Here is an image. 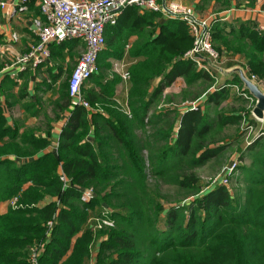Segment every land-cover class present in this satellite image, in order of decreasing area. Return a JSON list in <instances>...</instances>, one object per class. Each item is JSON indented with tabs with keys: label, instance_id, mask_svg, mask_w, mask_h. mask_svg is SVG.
<instances>
[{
	"label": "trees",
	"instance_id": "trees-1",
	"mask_svg": "<svg viewBox=\"0 0 264 264\" xmlns=\"http://www.w3.org/2000/svg\"><path fill=\"white\" fill-rule=\"evenodd\" d=\"M160 15L142 14L131 6L116 25L108 27L112 33L107 49L99 56L101 71L82 87L94 109L71 105L67 81L56 104L60 110H68L70 117L53 151L40 153L50 145L47 137H38L33 129L20 133L9 125L2 96L16 82L8 77L3 81L0 203H14L6 213H0V264H34L31 253L36 246L37 264H264L263 139L258 138L243 151L252 157L250 165L240 166L248 184L243 203L227 186L218 184L193 201L171 207L166 212L165 228L158 226L165 209L152 199L149 174L197 193L203 183L189 170L204 165L225 149L224 145L209 147L215 141V124L218 128L228 123L241 125L245 118L255 125L250 109L238 115L220 114L215 121L208 111L197 108L184 113L174 139L176 119L157 132L158 138L154 134L145 141L139 138L137 129L152 123L150 110L154 102L178 76L189 84L199 78L209 84L215 82L214 75L199 70L184 57L193 45L185 22L168 19L157 23L154 20ZM156 28L159 33L152 37ZM214 28L215 47L222 53H241L249 73L264 80V33L244 26L232 38L224 35L218 24ZM132 34L139 38L126 51ZM67 41L60 47L50 45L52 57L61 55L63 59L59 49ZM125 55L133 60L130 79L110 77V58ZM62 71L60 66L53 77L55 82L61 79ZM158 77L162 80L150 94ZM121 81L129 86L126 103L115 99ZM235 81L243 84L240 76ZM224 91L225 87L217 90L222 98L226 96ZM215 100L220 105V100ZM59 116L57 112L56 118ZM160 141L163 145L156 149ZM145 149L148 159L143 154ZM63 175L67 182L61 178ZM85 188L95 191L90 201L81 198ZM47 196L55 199L41 206ZM145 197L149 200L147 207ZM106 210L114 226L99 228L96 218L104 217Z\"/></svg>",
	"mask_w": 264,
	"mask_h": 264
},
{
	"label": "crops",
	"instance_id": "crops-1",
	"mask_svg": "<svg viewBox=\"0 0 264 264\" xmlns=\"http://www.w3.org/2000/svg\"><path fill=\"white\" fill-rule=\"evenodd\" d=\"M180 1L185 5L192 7L197 14L201 16L206 17L215 15L216 20L214 24H218L223 29L222 33L224 35H229L232 38L234 34H239L243 31L242 27L249 26L256 30L255 26L264 21V0ZM229 9H231L230 12ZM140 13L144 14L152 12L140 11ZM40 16L41 11L37 0H31L28 3L27 9H22L17 2L14 5L9 6L7 9H2L0 7V86L3 84L6 77L16 82L15 85H10V88L5 92V95L2 96L4 113L8 119L9 125L14 129L17 128L20 133H23L27 129H33L38 137H47L50 140V145L44 150H41L40 153L42 154L57 149L62 129L70 117V112L68 110H60L56 104L61 92L57 87L59 80L55 82L53 77L59 72L60 66L63 67V63H60L61 60L65 61L66 57L74 53L76 48L82 44L78 40H68L63 47L59 49V53L62 54L63 59L61 58V55L58 58L52 57L38 66H33L30 63L24 65L18 63V57L27 54L31 47L38 42L33 19ZM168 19L171 18L160 15L156 17L154 21L157 23H164ZM149 29H152V26H149ZM111 33V30L107 27L105 33V49L108 47L107 41L109 40L108 38ZM158 33L159 28H156L152 37L157 36ZM119 36H121L120 33ZM138 38L139 36L137 34H132L128 38L125 50L129 51ZM61 45V43H53L51 47H60ZM223 54L226 55V57H230L231 61L227 62L224 66V71L216 74V76L219 77V79H217L221 82L219 89L217 90L223 89V84L229 85L228 87H225V98H222V94L218 93L217 90L213 88V82L209 84L211 86H207L208 90L203 91L194 99V101H197L200 105L199 108L204 112L208 111L209 106H214L217 107V110L219 111L217 115L243 114L249 101L247 98L238 94L233 85H239L240 87L245 88L243 82V84H241L240 82H236L235 79L239 76L237 69H243L247 60L241 53L233 54L231 51L225 50ZM108 71H111V69ZM109 76L112 77L110 74ZM161 80L162 77H158L153 81L150 88V94H152L155 88L160 84ZM204 81L206 80L199 78L197 81L189 84L183 76H178L170 85L165 87L159 100L154 102L153 107L150 110V115L152 114V123L156 125V121L174 116V119L178 121V123L175 122L172 134L174 139L181 118L189 108L186 106H175L162 110L159 109V106L174 104L185 105L192 101L188 91L191 86L200 84ZM128 95L129 86L121 81L116 86L115 99L119 103H126L128 101ZM215 99L220 100V105L216 104ZM57 112L60 114L59 118H56ZM251 117L255 120V123L258 122L261 125L264 124V120L257 119L253 113L250 118ZM232 126L237 127L235 131L237 134L239 132L238 124L228 123L225 125L227 128ZM262 128L264 127L262 126ZM139 131L140 129L138 128L137 132ZM90 139L92 140L93 136H91ZM237 150L242 152L245 148H237ZM11 157L16 158L14 156ZM248 165H250V163H248ZM230 191L232 193L231 189ZM54 199L55 197L47 196L40 202V205L44 206ZM12 203L11 200L1 202L0 213H6Z\"/></svg>",
	"mask_w": 264,
	"mask_h": 264
},
{
	"label": "built area",
	"instance_id": "built-area-1",
	"mask_svg": "<svg viewBox=\"0 0 264 264\" xmlns=\"http://www.w3.org/2000/svg\"><path fill=\"white\" fill-rule=\"evenodd\" d=\"M30 1L0 0V7L7 9L17 2L22 9H27ZM37 2L41 16L34 18L33 22L38 42L31 47L27 54L18 57V63L22 65L30 63L33 66H38L51 58L50 45L52 43L60 44L67 40H78L84 46V51L68 80L72 106L94 109L85 98L82 87L86 81L100 71L99 56L106 46L105 33L107 27L116 25L120 15L131 6H136L140 11L160 13L167 18L184 21L193 39L192 48L185 53L184 57L192 60L198 69L214 75L215 78V71L222 72L224 69L222 63L226 59V55L214 45L215 15L201 16L192 7L185 5L180 0H37ZM230 11L231 9H229ZM256 29L264 33V21L258 23ZM132 63L133 61L125 55L112 63L111 71L114 75L120 76L123 81L129 80L131 77L129 67ZM243 69L251 80L264 89V80L255 74H250L245 66ZM226 86L229 85H222V87ZM233 86L238 94L248 99V108L252 111L257 99L246 88L239 85ZM199 106H193V108L197 109ZM125 112L131 115L128 109ZM244 121H246L245 118ZM246 126L249 128L248 138L254 130V125L248 122ZM258 138L264 140L262 127L246 145L252 144ZM241 164L242 160L239 157L233 158L217 178L218 183L229 188L231 179ZM61 178L67 182L64 175ZM94 196L93 188H85L81 198L83 201H90ZM103 214L104 217L96 218L97 227L114 226V222L107 216L108 211L106 210ZM49 226H52V221L49 222ZM38 253L39 247L36 246L31 253V261L34 264L38 263Z\"/></svg>",
	"mask_w": 264,
	"mask_h": 264
},
{
	"label": "rangeland",
	"instance_id": "rangeland-1",
	"mask_svg": "<svg viewBox=\"0 0 264 264\" xmlns=\"http://www.w3.org/2000/svg\"><path fill=\"white\" fill-rule=\"evenodd\" d=\"M83 51H84V46L80 45L78 48H76V51L74 53H72L68 56L66 55L67 57H66L65 61L61 60L60 63H63L62 77L57 83V87H58V89H60V92L64 89L63 86L69 80L70 74L72 73L74 67L76 66L77 61H78V59L81 56ZM51 58H52V51H51ZM119 59H121V58H115V59L110 58L111 67H112V63L116 60H119ZM230 61H231L230 57H226V59H224V62L222 63V66H225L226 63L230 62ZM107 72L110 75L114 76V73L112 71H107ZM215 73L219 74L220 72L215 71ZM217 78L219 79V77L216 76L215 82L213 83L214 85L212 84V86L215 90L219 89V86L221 83L220 80H218ZM207 85L209 86V83L204 81V82H201L200 84H196V85L191 86V88L188 91L190 93L189 96L191 97L192 101L186 103L185 105L179 104V103H177L179 105H175V104L174 105H168V106L160 105L159 109L163 110L165 108H172L175 106H180V107L186 106L187 108H189L188 110L195 109V108H193V106H198L199 104L197 103V101H194V99H195L194 97L196 95L202 93ZM206 90H208V89H206ZM186 96H188V95H186ZM246 109H249L248 106L246 107ZM217 111H218L217 107H214V106L210 107L209 106L208 112L210 113V117H211L210 119L211 120L216 121L218 119L219 115H217V114L219 113V111L218 112ZM129 116H131V115H129ZM172 119H174V116L165 118L160 122L156 121L155 122L156 125H154L153 123L150 122V124H147V126H145V128H139L140 131L137 132V135L143 141L146 140L145 138L149 134H154L158 138L157 132L159 130L166 128L171 122H173L174 120H172ZM247 123L248 122L243 120L241 125H238V128H239L238 131L239 132L237 134L235 133V131L237 129V127H235V126H232L230 128L229 127L227 128L225 126L218 128L215 124V126L213 128V133H212V135L214 137L213 140L215 139V141H212L211 144L209 145V147L215 148L217 146L224 145L225 149L223 150L222 153L209 158L208 161L204 165L189 170V172L196 173V175L201 179V183H203V187H202L201 191H199L197 193H196V191H194V193H193L192 189L183 188L177 184L167 182L166 179H164V178L156 177V176L149 174L148 183L151 187L150 193H153L152 196H154L152 199H155V200L161 202L164 205V209H165V211L162 214L163 216L161 217L162 221L160 220L161 222H159V224H158L160 229L165 228L166 212L171 207L176 206L181 202L187 203V202L193 201L194 198H197V197L207 193L208 191L213 189V187L217 186L219 184L217 178L223 173V170L228 166V164L231 162V160L233 158L239 157L242 160V164H241L242 167L245 165H248V163H250V164L252 163V157L248 153L243 154L244 153L243 151H246L247 147L249 146V145H246V143L248 141H250L252 139V137L255 136V134L261 129L262 126L264 127V124L261 125L258 122L255 123V125L253 126L254 130L252 131L251 135H249L247 138V135L249 133V128H248V126H246ZM208 140L210 141L211 138H208ZM162 145H163V142H161V141L158 142V144L156 145V149L158 147H161ZM237 148H245V150H243L242 152H239L237 150ZM143 154L148 159V150L147 149H145L143 151ZM245 177H246L245 172H244L243 168L240 167L238 169L237 173L234 175V177H232V179H231L232 181H231V184L229 186V188L232 190L233 196L238 200L240 199L242 201V203L246 200V195H247L248 184L246 183ZM148 201L149 200L145 197V199H144V206L145 207L148 206V204H149Z\"/></svg>",
	"mask_w": 264,
	"mask_h": 264
},
{
	"label": "water",
	"instance_id": "water-1",
	"mask_svg": "<svg viewBox=\"0 0 264 264\" xmlns=\"http://www.w3.org/2000/svg\"><path fill=\"white\" fill-rule=\"evenodd\" d=\"M223 71L224 69L222 72ZM237 73L244 83L246 90L257 99L252 110L253 115L259 120H264V89H262L255 81L251 80L244 69L238 68Z\"/></svg>",
	"mask_w": 264,
	"mask_h": 264
}]
</instances>
